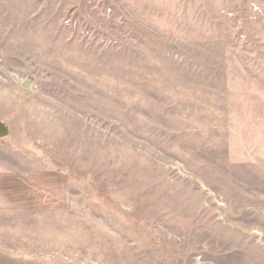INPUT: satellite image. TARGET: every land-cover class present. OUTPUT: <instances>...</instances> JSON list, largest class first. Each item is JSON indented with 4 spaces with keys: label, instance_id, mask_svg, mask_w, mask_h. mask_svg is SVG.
Masks as SVG:
<instances>
[{
    "label": "rangeland",
    "instance_id": "1",
    "mask_svg": "<svg viewBox=\"0 0 264 264\" xmlns=\"http://www.w3.org/2000/svg\"><path fill=\"white\" fill-rule=\"evenodd\" d=\"M0 264H264V0H0Z\"/></svg>",
    "mask_w": 264,
    "mask_h": 264
},
{
    "label": "water",
    "instance_id": "2",
    "mask_svg": "<svg viewBox=\"0 0 264 264\" xmlns=\"http://www.w3.org/2000/svg\"><path fill=\"white\" fill-rule=\"evenodd\" d=\"M7 135V131L1 130L0 131V138H4Z\"/></svg>",
    "mask_w": 264,
    "mask_h": 264
}]
</instances>
